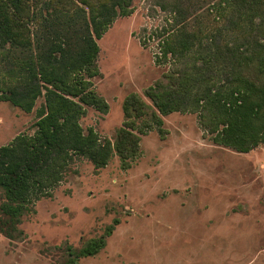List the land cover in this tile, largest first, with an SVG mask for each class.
Listing matches in <instances>:
<instances>
[{"label":"rangeland","instance_id":"374dc122","mask_svg":"<svg viewBox=\"0 0 264 264\" xmlns=\"http://www.w3.org/2000/svg\"><path fill=\"white\" fill-rule=\"evenodd\" d=\"M133 7L98 39L102 76L94 87L108 111L84 105L81 123L113 143L128 128L138 137L136 155L123 162L114 152L101 168L76 156L52 195L24 216V240L0 233V264H62L67 255L55 247H81L111 224L105 246L76 264H264V143L248 152L218 145L197 112L161 115L164 132L150 126L151 116L125 113L135 94L159 114L146 92L178 69L177 61L157 60L169 14L155 0ZM43 104L25 112L0 100V145L33 134Z\"/></svg>","mask_w":264,"mask_h":264},{"label":"trees","instance_id":"16d2710c","mask_svg":"<svg viewBox=\"0 0 264 264\" xmlns=\"http://www.w3.org/2000/svg\"><path fill=\"white\" fill-rule=\"evenodd\" d=\"M133 2L0 0V100L32 112L44 98L35 132L0 145V233L11 241L24 240V216L52 195L76 156L101 168L114 152L123 162L136 155L138 137L128 128L113 143L81 123L84 105L108 111L94 87L102 76L98 39L133 12ZM155 2L169 14L157 60L177 61V75L146 92L159 114L135 94L125 99V113L151 116L150 126L164 132L161 115L197 112L218 145L248 152L264 143V0H210L201 8L195 0ZM114 226L81 247H55L67 255L62 264L96 255Z\"/></svg>","mask_w":264,"mask_h":264}]
</instances>
